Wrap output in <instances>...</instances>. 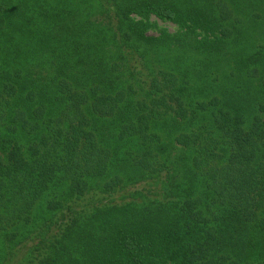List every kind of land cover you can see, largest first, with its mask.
I'll list each match as a JSON object with an SVG mask.
<instances>
[{"label":"trees","instance_id":"obj_1","mask_svg":"<svg viewBox=\"0 0 264 264\" xmlns=\"http://www.w3.org/2000/svg\"><path fill=\"white\" fill-rule=\"evenodd\" d=\"M0 264H264V0H0Z\"/></svg>","mask_w":264,"mask_h":264},{"label":"rangeland","instance_id":"obj_2","mask_svg":"<svg viewBox=\"0 0 264 264\" xmlns=\"http://www.w3.org/2000/svg\"><path fill=\"white\" fill-rule=\"evenodd\" d=\"M158 21V25L160 26V27H162V28H166V29H168L169 31H172V32H174V31H176V26L173 24V23H170V22H165V21H161V20H157ZM259 35L260 34H256L255 35V37H254V40L255 39H260V38H257V37H259ZM261 40V39H260ZM260 40H258V41H260Z\"/></svg>","mask_w":264,"mask_h":264}]
</instances>
